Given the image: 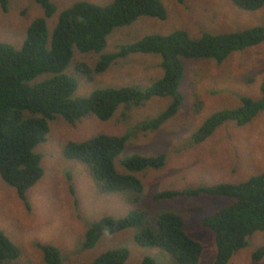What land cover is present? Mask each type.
I'll list each match as a JSON object with an SVG mask.
<instances>
[{
  "label": "rangeland",
  "instance_id": "rangeland-1",
  "mask_svg": "<svg viewBox=\"0 0 264 264\" xmlns=\"http://www.w3.org/2000/svg\"><path fill=\"white\" fill-rule=\"evenodd\" d=\"M51 1L56 11L47 18L49 32L59 12L72 3L89 1L104 5L111 0ZM161 1L167 11L165 19L140 16L130 25L114 29L107 36L103 52L115 51L118 44L136 41L147 34L184 29L197 38L202 32H229L264 24V4L259 9L247 10L230 0ZM42 14L35 0H9L7 10L0 6V41L20 47L29 23ZM98 58L99 53L74 50L64 72L76 80L75 95H88L103 87H146L162 74L160 57L150 53H132L101 73L80 72L81 63L93 67ZM182 62L184 76L179 88L184 93L183 103L159 128L140 130L138 125L165 109L170 97L152 96L140 106L121 104L105 121L88 114L70 124L57 115L49 120L45 139L33 149L41 156L43 175L26 191L27 203L0 177V231L18 247L20 262L45 264L39 244H51L59 250L60 264H88L99 253L117 247L129 251L124 264H141L146 255L153 257L155 264H176L165 251L135 241L140 226L104 234L90 249L81 247L86 228L105 215L118 218L140 211L145 214L142 224H148L156 211L171 210L183 218L186 232L202 245L197 264H212L216 252L214 235L202 225L201 217L228 205L231 198L199 194L155 200L153 195L167 189L237 183L264 171V109L244 124L229 120L204 141H191L192 132L212 112L237 107L243 96H261L264 42L235 51L222 62L206 58H183ZM97 133L126 136L124 150L115 159L121 172L126 170L120 161L130 154H166L162 167L130 172L143 183L138 201L128 190L101 191L87 165L63 155L67 142L81 141ZM262 245L264 230H257L227 264H264V256L257 261L251 258Z\"/></svg>",
  "mask_w": 264,
  "mask_h": 264
},
{
  "label": "trees",
  "instance_id": "trees-1",
  "mask_svg": "<svg viewBox=\"0 0 264 264\" xmlns=\"http://www.w3.org/2000/svg\"><path fill=\"white\" fill-rule=\"evenodd\" d=\"M8 1L0 0L2 10H7ZM230 1L247 10L259 9L264 4V0ZM35 2L43 14L29 23L20 47L0 41V177L16 189L25 203L26 191L43 175L41 156L33 149L45 139L49 120L58 115L73 124L93 114L105 121L121 104L140 106L152 96L170 97L171 102L165 109L138 125L140 130H155L183 103L184 93L179 88L184 76L183 58L222 62L235 51L264 42V24L229 32H202L197 38H192L184 29H176L167 34H147L136 41L118 44L115 51L103 52L107 36L114 29L130 25L140 16L165 19L167 11L162 1L111 0L104 5L76 1L59 12L50 32L47 18L55 13L56 5L51 0ZM75 49L99 53L93 67L79 65L84 74L104 72L112 63L132 53L158 55L162 74L146 87L137 84L103 87L88 95H75L76 80L64 72ZM260 89L259 98L243 96L237 107L208 115L192 132L191 141H204L226 121L232 120L238 125L250 121L264 109V78ZM126 140L125 135L97 133L81 141L67 142L63 155L87 165L101 191L128 190L133 193V200L138 201L143 183L130 172L158 169L165 164L166 154H130L120 161L126 170L121 172L115 166V159L124 150ZM199 194L231 198L228 205L201 217L202 225L214 235L216 252L212 264H227L233 253L247 244L253 232L264 230V171L237 183L157 191L153 199ZM144 215V212L131 211L118 218L110 215L99 218L86 228L81 247L90 249L104 234L140 226L134 236L138 244L165 251L176 264L199 262L202 245L186 232L178 213L156 211L148 224H142ZM39 248L45 264H60L57 247L39 244ZM19 253L12 240L0 231V264H23L18 260ZM128 256L125 247L111 248L88 264H124ZM263 256L264 245L251 258L257 261ZM141 264H155V260L146 255Z\"/></svg>",
  "mask_w": 264,
  "mask_h": 264
}]
</instances>
